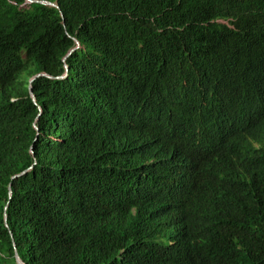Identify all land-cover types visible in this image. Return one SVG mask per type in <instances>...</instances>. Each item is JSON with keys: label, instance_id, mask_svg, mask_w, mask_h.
Returning a JSON list of instances; mask_svg holds the SVG:
<instances>
[{"label": "trees", "instance_id": "16d2710c", "mask_svg": "<svg viewBox=\"0 0 264 264\" xmlns=\"http://www.w3.org/2000/svg\"><path fill=\"white\" fill-rule=\"evenodd\" d=\"M47 1L0 0V264H264V0Z\"/></svg>", "mask_w": 264, "mask_h": 264}, {"label": "clouds", "instance_id": "9594fccd", "mask_svg": "<svg viewBox=\"0 0 264 264\" xmlns=\"http://www.w3.org/2000/svg\"><path fill=\"white\" fill-rule=\"evenodd\" d=\"M167 146L169 148L168 155H166L161 149H158L153 153L149 152V154L153 158L155 165L160 167L164 176L170 173L173 164H178L186 170H192L190 163L187 161V154L184 149H176L175 147L169 144ZM179 171H181V175H179V177L170 176L171 183L173 186H176L178 183H180L184 171L181 170V168H179Z\"/></svg>", "mask_w": 264, "mask_h": 264}, {"label": "water", "instance_id": "95a60500", "mask_svg": "<svg viewBox=\"0 0 264 264\" xmlns=\"http://www.w3.org/2000/svg\"><path fill=\"white\" fill-rule=\"evenodd\" d=\"M25 1H26V2H32V1H35V2H39V3H43V4H47V5L53 6V7H55V8L58 7L57 4H56L55 2H50V1H47V0H25ZM60 16H61V14H60ZM73 40H74V42H75V46L72 47V48H70V49L67 51V53L62 57V60H64L65 57H66V56H67V55H68V54H69L74 48H77V47H78V41H77L75 38H73ZM63 67H64V70L66 71V70H67V66L64 64ZM38 75H45V76L51 77L50 75H47V74H45V73H43V72H38V73L34 74L33 76H31V77L28 79V83H30V82L33 80V78L36 77V76H38ZM64 75H65V73H63L62 75L57 76V77H62V76H64ZM27 88H28V92H29V94H30L32 100L34 101V97H33V94L31 93V89H30V85H29V84L27 85ZM38 109H39V108H38ZM34 128L36 129V126H35V125H34ZM24 172H25V170H22V171H20L19 173H16V174L12 175V177H16V176H18V175H20V174H22V173H24ZM7 190H8V194L10 195V185H9V184L7 185ZM5 218H6V215L4 214V215H3L4 223H5ZM5 225H6V224H5ZM9 233H10V232H9ZM12 246H13V257H14L15 262H16L17 264H24V263L21 261V259L18 257L17 253H16L14 243H12Z\"/></svg>", "mask_w": 264, "mask_h": 264}]
</instances>
